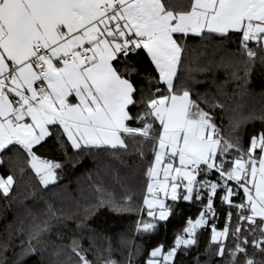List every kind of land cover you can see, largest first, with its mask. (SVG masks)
<instances>
[{
  "label": "snow or ice",
  "instance_id": "snow-or-ice-1",
  "mask_svg": "<svg viewBox=\"0 0 264 264\" xmlns=\"http://www.w3.org/2000/svg\"><path fill=\"white\" fill-rule=\"evenodd\" d=\"M231 34H239V47L236 52L226 47L223 51L242 58L217 67L233 66L231 80L239 82V94L245 95L258 61L264 69V0H189L181 10L169 7L165 0H0V152L13 146L23 149L40 185L46 187L56 182L55 170L62 165L41 160L32 149L53 130L66 137L77 158L93 150L110 152L116 158L121 153L129 155L128 141L132 140L140 144L132 152L144 160L143 145L150 141L152 159L146 175L152 195L144 197L140 211L146 209L148 219L142 214L136 221L137 233L150 235L159 222L169 219L173 206L167 200L194 199L200 212L195 220L186 221L167 252L162 245L152 248L145 264H173L178 250L187 253L197 243V230L209 226L205 251L211 250L222 260L226 253L225 264H264V130L242 147L238 136H222L213 115L191 99L190 86L177 88L175 84L189 36L223 46ZM140 50L154 68V74L150 71L145 77L148 85L156 81L166 91L157 86L145 97L143 88L138 90L133 77L141 74L130 61L141 55ZM225 76H229L227 71ZM189 79L193 84L205 82ZM229 82L226 78L212 84L223 95ZM210 107L223 105L214 102ZM133 108H137L135 114ZM131 120L138 126H129ZM240 124L235 121L234 132ZM213 172L218 174L215 181L208 179ZM13 183L11 175L0 178L4 198L9 197ZM233 186L243 190L240 203L230 199L237 194ZM93 187L96 202L85 207L83 215L59 217L51 212L49 219L34 222L14 264L37 252L40 264H92L82 237H73L66 245L44 237L53 227L52 219L75 220V229L82 230L100 209L132 211L127 197L121 204L102 186ZM218 189L223 193L221 204L229 208L223 230L209 224L216 218ZM229 238L230 245L225 242ZM94 239L89 237L90 247ZM7 251L5 242L0 254ZM105 251L109 256L102 264H117L110 245ZM131 260L130 252L129 264Z\"/></svg>",
  "mask_w": 264,
  "mask_h": 264
},
{
  "label": "trees",
  "instance_id": "trees-1",
  "mask_svg": "<svg viewBox=\"0 0 264 264\" xmlns=\"http://www.w3.org/2000/svg\"><path fill=\"white\" fill-rule=\"evenodd\" d=\"M188 2L189 0H165V3L174 10H181L187 6ZM231 35L232 39L225 42L223 46L189 36L175 84L177 88H180L182 84L190 86L192 88L191 99L213 115L222 136L228 139L238 136L241 146L246 148L251 136L264 130V87H262L264 85V69L261 68L258 61L251 76V83L247 86L248 93L240 95L239 82L232 81L230 76L233 66L217 67V64H226L230 60L234 62L236 59L242 58L230 56L223 51L224 47L228 48L230 52H236L238 49L237 37L239 34ZM222 56L224 57L223 62H221ZM130 63L134 64L141 74L134 76L133 79L138 81V90L143 88L145 97H150L157 86L166 91L164 86L157 85L156 81H153L151 87L148 85L145 77L150 71L154 74V68L151 67L146 53L141 51V55L133 57ZM117 66L119 67V64ZM198 69L208 70L199 71ZM226 71L229 73L227 77L225 76ZM189 77L205 82L193 84ZM226 78L230 82L224 88L225 94L221 95L217 92L212 81L215 80L217 84H220ZM198 94L203 95L204 99H200ZM137 98L139 99V94ZM204 100H207L208 103L205 104ZM214 102L222 104L223 107H210ZM132 112L135 114L137 108H133ZM243 117L250 118L243 120ZM237 120H240L241 124L234 132L233 124ZM128 124L131 127L138 126L135 120L128 121ZM128 144L129 152L132 154L121 153L119 158L102 150L99 151V154H96V150L91 153L84 152L77 158V154L67 143L66 137L57 135L53 130L52 135L46 137L40 144L34 145L32 149L41 160H51L62 165L61 168L55 170L56 182L46 187L40 185L38 177L28 164L27 153L23 149L13 146L9 150L0 152V176L7 179L11 175L14 180L9 197L4 198L0 194V245L8 242V251L0 254V260H6V264H14L16 254L21 251V242L23 241L24 245L28 242L29 227L34 222L40 223L49 219L51 212H55L59 217L83 215L85 207L96 202L97 193L94 185L102 186L106 191L111 192L118 203L122 204L127 197L128 207L132 211L116 213L109 211L108 208L100 209L89 217L85 222L86 227L82 230L75 229V220L57 221L52 219L50 223L53 227L44 237L45 240L53 244L66 245L73 237H82V246L87 250V259L92 261V264H102V261L108 258L109 253L105 249L109 245L111 246V258L117 264H129L130 252L132 254L131 264H145L149 251L154 247L162 245V251L167 252L173 246L175 236L182 233L186 221L189 218L195 220L199 215L200 204L194 199L190 203L182 202V198L178 202L168 203L173 208L167 221L159 222L158 229L150 235L137 233L136 221L142 214L145 219H148L146 210L141 213L140 209L143 206L148 183L146 172L152 159V144L150 141L144 143V160H140L138 154L132 152L134 147H140L139 142L134 144L132 140H129ZM134 174H137L136 179ZM217 176L218 174L213 172L208 179L215 181ZM228 183L229 185L233 184L231 181ZM233 192L237 194L231 200L240 203L243 198V190H237L233 186ZM221 195L223 193L218 189L214 197V208L221 211V214L217 216V230H223L225 212L229 209L227 205L221 204ZM231 223L234 228L235 217ZM209 224L211 225V221ZM57 233L60 234V238H57ZM210 233V226L198 229L196 245L191 247L187 253L183 249L178 250L173 264H197V261L199 264H225L226 253L222 260L216 257L211 250L205 251L206 248H209ZM89 237L95 238L92 247H90ZM250 240L251 237H249ZM225 242L230 245V238ZM37 247L40 246L37 245ZM211 247L214 248L215 245ZM138 249L139 251H137ZM249 254H251L250 243ZM47 257L48 253L45 252V261ZM40 261L41 256L37 252L35 255L29 254L21 258L20 264H40Z\"/></svg>",
  "mask_w": 264,
  "mask_h": 264
},
{
  "label": "built area",
  "instance_id": "built-area-1",
  "mask_svg": "<svg viewBox=\"0 0 264 264\" xmlns=\"http://www.w3.org/2000/svg\"><path fill=\"white\" fill-rule=\"evenodd\" d=\"M250 46L254 47V45H250ZM157 194H159V193H157ZM233 197H234V195H233ZM233 203H238V202H233ZM215 212H216V218L214 220L210 219L209 221H211V224H215V226L217 227L218 226V224H217V216H219V214H221V211H219L218 209L215 208ZM228 212H229V209L227 210V212H225V219H226V217L228 215ZM232 213H233V217H235V210L234 209L232 210Z\"/></svg>",
  "mask_w": 264,
  "mask_h": 264
},
{
  "label": "crops",
  "instance_id": "crops-1",
  "mask_svg": "<svg viewBox=\"0 0 264 264\" xmlns=\"http://www.w3.org/2000/svg\"><path fill=\"white\" fill-rule=\"evenodd\" d=\"M236 35H238V34H236ZM141 51H142V50H141ZM161 178H162V176H161ZM180 191H183V189H182V188L178 189V192H180ZM146 195L151 196V193L148 192V183H147V187H146ZM146 195H145V196H146ZM232 197H233V196H232ZM232 197H231V198H232ZM231 198H230V199H231ZM143 201H144V200H143ZM178 201H179V200H178ZM178 201H176V202H178ZM182 202H186V201H184V200L182 199ZM166 203H173V201H171V200H167ZM186 203H188V202H186ZM189 203H190V202H189ZM145 210H146V209H145ZM146 212H147V210H146Z\"/></svg>",
  "mask_w": 264,
  "mask_h": 264
},
{
  "label": "rangeland",
  "instance_id": "rangeland-1",
  "mask_svg": "<svg viewBox=\"0 0 264 264\" xmlns=\"http://www.w3.org/2000/svg\"><path fill=\"white\" fill-rule=\"evenodd\" d=\"M136 177H137V174H134V178L136 179ZM0 178H2L1 176H0ZM145 195H146V192H145Z\"/></svg>",
  "mask_w": 264,
  "mask_h": 264
}]
</instances>
